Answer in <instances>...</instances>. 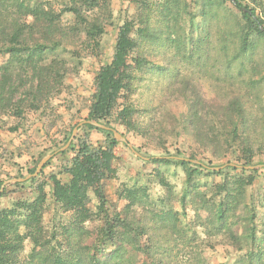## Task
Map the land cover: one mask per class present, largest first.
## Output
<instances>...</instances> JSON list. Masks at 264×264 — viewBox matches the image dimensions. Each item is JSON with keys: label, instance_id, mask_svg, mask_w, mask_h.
Instances as JSON below:
<instances>
[{"label": "rangeland", "instance_id": "1", "mask_svg": "<svg viewBox=\"0 0 264 264\" xmlns=\"http://www.w3.org/2000/svg\"><path fill=\"white\" fill-rule=\"evenodd\" d=\"M18 2L42 4L54 12H59L61 8L70 4V0H29V2L18 0ZM163 2L164 0H108L101 7L83 11L89 19L97 20L103 25L104 31L97 38L98 45L91 41L89 43L85 39L84 32L70 29L76 24L74 14L71 12L63 13L52 34L47 35L42 32V26L37 25L34 28L32 15H24L23 10L16 13L15 7H10L13 16L4 20L1 30L9 33L12 22H25L33 25L34 28L32 34L25 33L23 36L28 47L35 42L54 44L55 47L46 49L40 61L43 69L33 75L30 67L21 66L18 62H24L27 58V50L19 54H16V49L4 51L7 46L12 45L5 43L0 35V79L4 75L5 66H10L9 72L14 74L13 85L18 87L14 98L21 97L25 100L21 103L20 115L0 113V180L24 178L30 175L28 171L35 170L43 157L55 152L50 158L51 161L38 173L37 182L24 183L25 180L21 186L15 185L19 182L7 184L4 188L5 194L0 197V207H12L18 199L33 198L35 185L38 182L44 183L46 201L42 212V225L48 232V237L53 235L55 239H52L47 246L48 250L41 252L42 249L34 246L27 238L14 264H48L47 254L54 244L63 256L69 254L70 248L76 247L83 255L87 256L94 250L102 260H106L107 253L114 248L113 244L107 241L106 244L100 245L96 240L101 238V233L106 229L107 223L114 219L116 213L125 215L123 208L127 201L119 197V191L124 187L145 186L150 197L157 199L166 192V188L158 181L157 174L164 176L172 190L174 200L172 205L178 211V225L181 232L173 233L169 242L163 241V246L158 251L160 254L155 253L157 261H152L154 254H150L156 247L151 239L152 232L148 229L143 232L138 228L137 232L141 235L138 238L137 249L130 251V264H151V262H154L152 264H248L249 257H246L248 252H251L253 257L260 255L262 261L259 264H264V167L255 168L256 171L253 173L241 167L228 168L227 163L247 166L244 160L237 158V155L241 154V146L236 147V145L237 151L233 153L234 148L225 145L218 148L217 155L214 156L208 147L191 138L192 132L186 128L181 116L188 112V100L198 94L206 102L211 100L213 107L210 109L212 113L209 118L215 121L220 115L224 116V112L219 111L215 105L226 102L235 90H243L244 82L251 74L255 78L264 77V40L258 43L254 53L253 59L257 63L254 70L244 60L246 65L239 74L237 60H233L228 71L229 77L233 74L234 79L227 80L225 77L223 69L226 68L222 59L226 55L235 54V41L237 42V38L230 36L228 32L237 28L234 20L239 21L240 17L239 9L230 1L225 2L223 6L225 10L220 9L216 15L212 12L207 18L209 22L205 25L207 33L203 45L205 52L198 51L199 54H193L192 59L183 58L181 54L180 57H176L177 42L173 40H176L177 35L173 33L169 36L170 40H166L165 35H162V39L154 42L141 41V45L131 55L130 62L133 66L138 63L135 59L140 60V66L135 70L138 78L134 80L131 94V98L140 109L136 115L137 129L127 131L114 119L109 120L108 126L122 133L131 147L122 141L114 146L115 158L112 165L115 173L113 177L105 178L99 183L100 199L93 191L89 192L86 205L91 211V217L82 223V227L80 226L82 228L80 236L75 238L76 234H73L69 238L67 228L72 227L74 212L61 209L53 199L52 185L48 176L55 174L63 182L69 178V175L61 173V170L69 162L73 151L67 150L70 144L63 150L59 149L66 144L62 143L64 136L69 134L74 126L87 120L94 91V77L100 67L111 60L119 26L130 20L137 23L138 14H145L146 10L151 8L153 26L157 29L162 26V31L170 26L172 30L181 32V36L183 34L186 37L185 44L189 52L192 50L194 38L200 35L201 40L203 36L205 37L202 36L203 32L201 33L199 27L203 22L201 14L203 0H184L186 5L177 19L173 18L168 23L158 25L155 22L161 17ZM242 4L255 6L260 13V5H264V0H242ZM57 28H61L60 31ZM220 35L228 39L224 42L226 47L218 51ZM20 46L22 48V45ZM179 51L184 53L183 49ZM158 65L167 68L169 72H166L167 74L175 72V79H161L162 76L155 71ZM200 68L205 73H200ZM41 76L49 82V85L43 87L38 108H29L31 83L35 86ZM261 90L264 91V82ZM252 102V115L262 114L258 110V107L260 109L261 107L257 101ZM222 119L224 120L225 117ZM210 132V127L206 126L205 133L210 135ZM224 132L223 129L214 131L216 134ZM85 133H88L89 141L93 146L104 143L105 134L86 128L84 123L78 125L71 142L75 143L76 137ZM261 136V128L257 125L250 133V144L253 147L251 165H256L257 162L264 164V139H261ZM63 151L65 152L61 153ZM172 155L200 161L211 169L214 168L213 166H223L222 172L210 174L202 171L196 179L199 180L198 187L189 192L183 206L176 200L185 188V173L182 167L176 163L165 164L153 161L156 156L171 158ZM250 174L254 179L238 193L233 213L226 226H222L214 219L213 224L210 223L211 213L207 207H203V204L205 201L219 200L220 195L215 193V184L223 181L234 182ZM99 202H102L101 207ZM142 212L143 210L137 208L133 211V215L139 218ZM144 213L146 215V212ZM147 217H144V220Z\"/></svg>", "mask_w": 264, "mask_h": 264}, {"label": "trees", "instance_id": "2", "mask_svg": "<svg viewBox=\"0 0 264 264\" xmlns=\"http://www.w3.org/2000/svg\"><path fill=\"white\" fill-rule=\"evenodd\" d=\"M227 1H230L239 9L240 16L239 21L238 19L234 20L237 28L228 32L230 36L237 38L234 47L236 52L231 56L226 55L222 59L224 60L226 68L223 70L228 80L229 78L234 79L233 74H230L229 77L230 72L228 71L230 70L233 60H237L236 64L237 69H239V74L241 69L246 65L244 60L248 62L252 70H254L257 64L256 61L254 62L253 57L258 48V43L264 40V5H260V13H258L255 6L250 7L247 4L243 6L242 0H203L201 6L203 22L200 24L201 26H199L202 30L201 33L203 32L202 36L207 33L205 28L206 23L209 22L207 18L212 15V12L216 15ZM107 2L108 0H70L68 6L61 8L59 12H54V10L47 9L42 4L38 3L25 4L23 2H18V0H1L0 27L3 25L4 20L13 16L11 14V6L15 7L17 10L16 13L23 10L24 15H32L34 17V23H32L34 24V28L37 25L42 26V32L47 35L52 34V31L56 28V23L63 13L71 12L74 14L76 24L70 29L84 32L86 36L85 39L89 43L94 42L95 45H98L97 38L104 31L103 25L97 20L89 19L83 11L93 10L94 8L105 5ZM185 5L186 2H184V0H164L161 5V17L155 23L162 25L163 23L170 22L173 18L177 19L180 16V12L184 10ZM146 11L145 14L140 13L136 17V22L138 24L130 20L125 21L119 26L111 60L101 66L94 77V91L91 96L87 120L98 121L108 126L109 120L114 119V121L123 125L127 131L137 129L136 115L140 109L131 98V94L133 92L134 80L138 78L135 70L140 66V60L138 58L135 59L138 62H136L137 64L135 66H133L130 61L132 60L131 55H133L136 49L141 45V41L154 42L162 39V35H165L166 40H170L169 36L176 33L177 38L173 40L177 42V50H175L176 57H180L181 54L183 58L192 59L193 54H199L197 53L198 51L205 52L203 45L206 35L205 37L203 36L201 40L200 35L194 38L192 50L189 52L185 44V35L182 34L181 36V32L172 30L170 26H167V30L163 31L162 26H159V29L155 28L151 21V8H148ZM11 26L12 29L9 33L0 29L2 40L12 45L7 46L4 51L9 52L16 49V54H19L27 50V58L24 62H18L21 63V66L26 65L30 67L33 75H35L36 72L40 73V70L43 69V66H41L43 64L40 63L41 57L47 48L54 49V44L50 45L49 43L35 42L31 47H28L23 36L25 33H33V25L14 21ZM60 29L61 28H57L58 31H60ZM227 39L228 38L224 37V35L219 36L220 46L218 45V51L223 49L225 46L224 42H227ZM54 43L56 42L54 41ZM20 45H22V48ZM16 46L20 48L18 49ZM181 49L184 51L183 54L179 51ZM35 56H37V58H35ZM9 67L10 66L7 65L5 66L4 75L0 79V113H11L17 116L21 114V103L25 100L21 99V97L17 99L14 98V94L18 91V87L13 85L14 74L9 72ZM202 70L203 69L200 68V73H205ZM155 71L162 76L161 79L171 78L172 80L176 77L175 72L167 74V68H164L162 65L156 66ZM247 80L244 82L243 90H235L226 102H219L218 105H215L219 111L224 112V116L220 115V118L218 117L217 120L214 121L209 118L212 113L210 109L213 107L211 100L206 102L198 94L191 97V100H188V112L181 116L183 117L186 128L192 132L191 138L194 141H200L204 146L208 147L212 155L216 156V150L225 145L234 148L233 153H236L237 150L235 146L237 145L236 147H238V145H240L241 154H239V156L237 155V158L239 160H244L247 165H251L253 163V147L250 144V133L254 130L255 126L258 125L261 128V139H264V91L261 90L264 77L255 78V76L251 74ZM47 85H49V82L46 81L45 78H42V76L37 80L35 86L31 83L30 87L32 88V94L31 102L28 106L29 108H38V102H40L39 98H41L43 87H47ZM255 100L260 105L261 109L258 107V110L261 111L262 114L252 115V101ZM214 115H216V113H214ZM223 117H225L224 120L222 119ZM84 125L90 130H96L105 134L104 143L93 146L89 141L88 133L77 136L76 142H71L67 148V150L71 149L73 151V155L61 170V173L69 175L68 180L63 182L55 174H50L48 176L52 185L51 192L55 203L63 210H71L74 212L72 227L67 228L69 230V238L73 234H76L75 238L80 236L82 223L91 217V211L86 205L89 192L93 191L100 199L101 193H99V183L105 178L113 177L115 173V169L112 165L115 158L113 148L119 143V140L114 137L111 130L113 129L112 127L108 126L111 128L108 130L98 128L91 124ZM206 126H209L211 129L210 135L205 133ZM217 129H223L225 132L216 134L214 131ZM72 131L64 136L63 145L67 143ZM192 160L191 158H178L173 155L171 158L163 156H156L153 158L154 162H162L165 164L176 163L182 167L185 173V188L184 192L177 199H174L178 200L183 206L185 205V199L189 192L198 187L199 180L197 181L196 179L202 174V171H207V173L210 174H220L222 172V169H211V167L205 166L200 161V163H195ZM50 161L51 159L43 165L42 169ZM257 164L260 163L257 162ZM236 167L238 166L228 165V168ZM247 170H250L251 173L256 171L255 169ZM33 172L34 170L28 171L30 174ZM157 176L159 179L158 181L166 188L167 192V194L165 192V194L159 196L157 199H152L150 197L145 186L124 187L119 191V197L127 201L123 208L125 215L123 216L116 213L114 219L107 223L106 229L101 233V238L96 240L100 245L106 244L107 241L112 242L114 248L107 253L106 260H102L94 250L87 254V256L83 255L76 247L70 248L68 250L69 254L63 256L61 252L56 249V245L54 244L49 248L47 254L48 259H46L47 263L130 264V251L132 249H137L138 238L141 235L137 232L138 228H141L143 232H145L146 229L152 232L151 239L156 247L155 249L153 248L154 251L151 252L150 255L154 254L152 256V261H157L155 253L163 246L162 242H169L173 233L181 232L180 226L178 225V211L175 210L172 205V201H174L171 194L172 190L163 175L157 174ZM37 179V176H33L24 183H34L37 182ZM253 179L254 176L250 174L246 178H238L234 182L223 181L215 184V193L220 195L219 200L217 202H213V200L205 201L203 204V207H207L211 213L210 223L213 224V221L217 220L222 226H226L229 217L233 213L234 203L237 200L238 193L243 191L245 185L250 184ZM2 183L3 180H0V186ZM24 183L19 182L15 185L21 186ZM5 192V189L2 190L0 192V197L3 196ZM193 196H195V194ZM45 201L46 192L44 183L38 182L34 188L33 198L18 199L12 204V207H0V264L16 263L23 249V243L27 238L34 246H39L42 249L41 252H44L46 249L48 250L47 246L51 243L52 239H55V236L50 235L48 237V232L44 230L42 225V212ZM101 205L102 202L99 204V207H101ZM158 207L160 209H157ZM137 208L143 210L139 218L133 215V211ZM145 209H147V211H144ZM144 212H146V215H144ZM146 216L148 217L144 220ZM144 221L149 223H145ZM158 253L160 254V252ZM246 257H249L248 264H252L253 262L259 264L262 261L260 255L253 257L251 252H248ZM152 263L154 262H151V264Z\"/></svg>", "mask_w": 264, "mask_h": 264}, {"label": "water", "instance_id": "3", "mask_svg": "<svg viewBox=\"0 0 264 264\" xmlns=\"http://www.w3.org/2000/svg\"><path fill=\"white\" fill-rule=\"evenodd\" d=\"M243 9H245V8H243ZM83 123H84V124H91V125H94V126H96V127H98V128H102V129H108V130L111 129L110 127H108V126H106V125H104V124H102V123H100V122H98V121H94V120H84L82 123L77 124V125L73 128V131H72L71 136H70V138L68 139L67 143H66L63 147H61L59 150H63L64 148H66V147L71 143V141L73 140V138H74V136H75L76 130L78 129V125L83 124ZM111 130H112V132H113V134H114V137H115L117 140L127 143L126 139L124 138V136H123L121 133L117 132V131L114 130V129H111ZM127 144H128V143H127ZM128 146L131 147L130 144H128ZM54 153H55V152H53V153H51V154H48V155H46L45 157H43V158L40 160V162L38 163L36 169L34 170V172H33L32 174H30V175H28V176H26V177H24V178H15V179H9V180H5V181H3L2 185L0 186V192H1L2 190H4V188H5V186H6L7 184L14 183V182H23V181H25V180H27V179L33 177V176H37L38 173L40 172V170L42 169L43 165H44V164H45V163L51 158V156H52ZM135 153H136L137 155L140 156L139 153H137V152H135ZM192 161L195 162V163H200V162L197 161V160H192ZM226 165L238 166V167H242V168H245V169H255V168H259V167H260V168L264 167V164H256V165H247V166H246V165H236V164H233V163H227ZM222 167H223V166H220V167H214V168L217 169V170H219V169H221Z\"/></svg>", "mask_w": 264, "mask_h": 264}]
</instances>
